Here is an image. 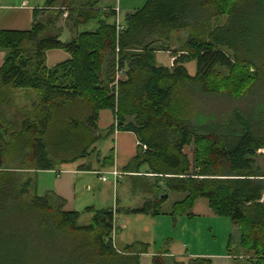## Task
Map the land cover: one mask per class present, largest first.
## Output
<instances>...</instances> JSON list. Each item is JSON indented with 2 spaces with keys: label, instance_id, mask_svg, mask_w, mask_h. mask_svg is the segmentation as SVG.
I'll list each match as a JSON object with an SVG mask.
<instances>
[{
  "label": "trees",
  "instance_id": "trees-1",
  "mask_svg": "<svg viewBox=\"0 0 264 264\" xmlns=\"http://www.w3.org/2000/svg\"><path fill=\"white\" fill-rule=\"evenodd\" d=\"M98 1L62 4L73 24L98 23L68 43L54 26L60 9L28 30H0V264H140L148 244L116 247L115 214L169 213L175 220L193 216L199 198L240 226L238 247L251 253L246 261L259 264L264 104L253 103L252 93L264 82V47L252 51V3L264 6V0H145L125 13L122 28L99 18L116 10L101 9ZM255 21L264 42V10ZM51 48L65 49L69 58L47 66ZM157 51H168L172 64H158ZM191 60L194 74L185 66ZM236 100L243 104L233 106ZM102 110L115 119L105 134L98 126ZM115 125L139 143L123 171L131 173L133 190L148 196L135 207L118 206L117 198L114 207L88 206L90 221L79 224L81 212L66 209L64 198L38 193V172L94 155L95 166H112L113 149L100 156L96 143ZM190 145L192 159L185 152ZM171 191L183 197L165 211ZM150 264L211 263L185 262L165 249Z\"/></svg>",
  "mask_w": 264,
  "mask_h": 264
},
{
  "label": "crops",
  "instance_id": "crops-1",
  "mask_svg": "<svg viewBox=\"0 0 264 264\" xmlns=\"http://www.w3.org/2000/svg\"><path fill=\"white\" fill-rule=\"evenodd\" d=\"M47 0H0V30L1 29H10V30H28L31 28L35 19L38 18H48L53 15L54 9H60L61 12L58 14L57 19L54 22L55 29L58 30V38L61 42L68 43L71 41L73 37H76L81 32H89L94 31L97 28V19H88L84 22H80L77 24H73L72 21L68 20V9L65 6L57 3L58 0H54L52 5H46ZM145 0H99L97 6L102 8H112L116 10L115 16H105L104 14H100L99 18L103 19L107 22L116 21L122 23L123 17L125 13L133 11L136 8H139L143 5ZM59 4V5H57ZM37 12L36 18L34 17V13ZM121 12L122 15H121ZM3 53L0 52V56L2 57ZM69 58V53L63 48H51L46 51V60L45 64L47 66H53L57 63L63 62ZM156 61L158 64L162 65H171L173 61V57L170 55L168 51H157L156 52ZM185 66L190 74H194L196 70V62L194 60L188 61L185 63ZM192 70V71H191ZM114 123L115 119L114 115L109 110H102L99 115L98 126L103 134L106 133L108 127ZM111 138L112 144L107 149L106 154H100V156H106L109 153V150L113 149V157L114 163L112 166H103L97 167L94 166L97 164V156H93L91 159L82 158L78 159L71 163L61 164L54 169L42 170L38 172L37 178V189L39 187L45 188L47 190H53L56 194L64 198V207L66 209H76L78 202V183L81 182V189L90 190L92 188V184L90 183V179L85 177L84 175L93 173L97 175L98 179L105 182L108 180V177L105 180L100 178L102 172H107L113 168L121 171V177L119 179H124L127 177L132 182V175L130 172L123 171V166L127 164L129 159L136 154L137 148V139L133 132L119 130L116 128V125L113 129V132L109 133L105 137L107 139ZM109 138V140H110ZM98 142L96 143L97 150L99 153L103 151L99 149ZM89 164V166H85ZM108 175V174H107ZM111 182L115 187L118 181L114 182V179L111 175ZM120 180V181H121ZM42 181V182H41ZM113 189V188H111ZM37 190V191H38ZM39 192V191H38ZM117 198V196H116ZM115 198V201H116ZM197 201V203H196ZM194 204L201 205L202 211L207 215H215L210 208L208 207L207 201L203 198L197 199ZM87 204V203H86ZM193 204V206H194ZM116 203L114 204V206ZM93 206V204L89 205ZM113 206V207H114ZM88 207L87 205L84 206ZM126 207V206H125ZM195 207V206H194ZM193 208V207H192ZM194 209V208H193ZM192 209L193 216L201 215L199 212H194ZM160 215V214H159ZM159 215L152 216L153 218L158 217ZM164 215H170L169 213H164ZM150 216V215H149ZM185 217H191L187 215H179ZM172 217V216H171ZM238 233V238L236 241V245L239 246L240 242V229H234ZM131 244L134 242H144L143 240L136 239L134 241H128ZM148 244V242H144ZM124 246V245H123ZM181 246H176L172 248L170 251L171 254L176 255L177 258L183 260L185 262L188 261L189 258L193 257H204L210 259L211 264H239L240 254H235L234 252H228L222 257L210 256V255H192L187 254L185 251L180 250ZM155 254L153 251H150L147 247V251L140 254V264H150L152 255ZM235 256H237V260H235ZM219 258V259H218ZM248 262V261H247Z\"/></svg>",
  "mask_w": 264,
  "mask_h": 264
},
{
  "label": "rangeland",
  "instance_id": "rangeland-1",
  "mask_svg": "<svg viewBox=\"0 0 264 264\" xmlns=\"http://www.w3.org/2000/svg\"><path fill=\"white\" fill-rule=\"evenodd\" d=\"M68 1L69 0H58L57 3L62 5ZM258 5L259 6H254L252 3V7H254L252 10L256 9L255 12H252V51L254 54L255 52H261L264 47V42L262 41L260 31L258 30V22L255 21V18L260 16L263 12L264 6L261 4ZM122 13L123 12H121V15ZM224 19V17H221L220 21H223ZM176 36H184V33L177 32L175 33V37ZM177 45L178 43L173 42V46L176 47ZM0 52L3 53L2 57L0 56L1 61L5 54V50L0 49ZM253 91L252 102L256 103L259 101L261 102L260 104H264V82L262 81ZM231 104L233 106L242 105L243 102L241 100H236L231 101ZM228 106L224 107L228 108ZM109 138H101L98 141L100 151L101 149L103 150L100 154H106L107 149L113 143L111 138L110 140ZM185 152L190 159H192L193 145L185 147ZM258 152L264 155V148L259 149ZM263 159L262 162L264 163ZM94 167L96 168L97 166ZM105 175L106 178L108 177V180L105 182L99 180L94 173L92 175H84L90 179V183L92 184L90 190H85L83 187L81 189V182L78 183V204L76 209L81 212L78 220L79 224H86L90 221L91 214L84 211V206L86 205L89 206L93 204L96 208L114 206L116 202L115 198L117 196L118 206L135 207L148 196L139 190H133V182L127 179V177H124L122 180L119 179L118 184H115L114 187V183L112 184L109 175ZM42 187H39V190L36 187L39 194L45 192V188ZM182 197L183 194L179 192H169L168 198L162 205L163 210L169 211L172 203ZM194 206V209L192 208L193 211L195 213L199 212L201 215L191 216L189 218L185 216H177L175 220L172 219L171 215L164 214H160L158 217L153 218L152 216L139 212L117 213L115 214L114 220V245L118 248H122L123 245H125L124 243L140 239L144 242H148L149 250L154 253L158 250L165 249L171 251L172 248L181 246L180 250L183 249L187 254L192 255L205 254L222 257V255H225L228 252H238L240 254V260H246L247 257L252 256L251 253H246L244 248L236 245L238 233L234 231V229L236 228L239 230L240 226L233 224L229 218L225 216L204 214L201 212L203 210L201 205L198 206L194 204ZM259 264H264V260H261Z\"/></svg>",
  "mask_w": 264,
  "mask_h": 264
},
{
  "label": "built area",
  "instance_id": "built-area-1",
  "mask_svg": "<svg viewBox=\"0 0 264 264\" xmlns=\"http://www.w3.org/2000/svg\"><path fill=\"white\" fill-rule=\"evenodd\" d=\"M117 25H118V28H122V24H119L117 22ZM137 144H139V143L137 142ZM141 148L142 149H145L146 146L145 145H141ZM105 174L111 175L113 177V179H114V182H116L121 177V174L122 173H121V171L117 170L116 168H113V169H111V170H109V171H107L105 173L102 172V174L100 175V178L102 180H105L106 179V175Z\"/></svg>",
  "mask_w": 264,
  "mask_h": 264
},
{
  "label": "water",
  "instance_id": "water-1",
  "mask_svg": "<svg viewBox=\"0 0 264 264\" xmlns=\"http://www.w3.org/2000/svg\"><path fill=\"white\" fill-rule=\"evenodd\" d=\"M166 196H167V194L161 195V197H166ZM239 264H251V263L247 262L246 260L241 259V260H239Z\"/></svg>",
  "mask_w": 264,
  "mask_h": 264
}]
</instances>
